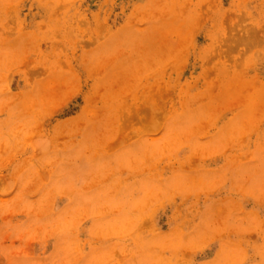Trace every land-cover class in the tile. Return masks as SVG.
I'll return each mask as SVG.
<instances>
[{"label": "rangeland", "instance_id": "1", "mask_svg": "<svg viewBox=\"0 0 264 264\" xmlns=\"http://www.w3.org/2000/svg\"><path fill=\"white\" fill-rule=\"evenodd\" d=\"M0 264H264V0H0Z\"/></svg>", "mask_w": 264, "mask_h": 264}, {"label": "bare ground", "instance_id": "2", "mask_svg": "<svg viewBox=\"0 0 264 264\" xmlns=\"http://www.w3.org/2000/svg\"><path fill=\"white\" fill-rule=\"evenodd\" d=\"M35 154H36V153H35ZM19 155H20V154H19ZM37 156H38V155H37ZM33 157H34V156H33ZM34 158H35V157H34ZM40 159H41V158H40ZM40 159H39V160H40ZM30 160H31V159H30ZM39 160H38V162H39ZM36 161H37V160H36ZM40 161H41V160H40ZM39 163H40V162H39ZM40 165H41V164H40Z\"/></svg>", "mask_w": 264, "mask_h": 264}]
</instances>
